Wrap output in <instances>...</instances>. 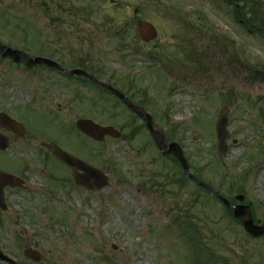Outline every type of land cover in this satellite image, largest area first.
Here are the masks:
<instances>
[{"label": "rangeland", "instance_id": "rangeland-1", "mask_svg": "<svg viewBox=\"0 0 264 264\" xmlns=\"http://www.w3.org/2000/svg\"><path fill=\"white\" fill-rule=\"evenodd\" d=\"M54 1H68L79 15L54 21L41 9L50 0L33 5L6 0L9 30L0 29L4 41L32 55L54 53L67 64L81 56L93 74L105 80L111 76V84L125 92L131 82L135 100L147 101L157 129L183 146L190 167L228 197L244 194L245 203L264 219V78L254 73V67L264 71V35L249 33L223 0H118V7L101 0ZM142 19L158 29L152 43L139 38ZM117 29L125 30L122 51ZM13 33L32 42L19 41ZM189 48L195 49V58ZM236 52L249 69L239 73L233 68ZM153 54L158 58L153 60ZM222 106L230 108L232 133L224 161L217 156L215 134ZM0 111L36 131L24 139L8 134L12 145L0 153L4 170H24L28 178L26 188L6 190L9 210L0 209V250L17 262L264 264V237L248 239L225 219L217 200L191 181L180 184L181 170L160 154L142 122L114 96L82 79L26 71L6 60L0 61ZM82 117L123 135L140 128L135 139L107 137L98 144L76 130ZM52 140L105 172L107 187L93 192L76 186L72 170L43 146ZM188 204L202 241L216 254L214 261L207 263L208 256L174 221ZM27 247L42 253L41 262L25 257Z\"/></svg>", "mask_w": 264, "mask_h": 264}, {"label": "water", "instance_id": "water-1", "mask_svg": "<svg viewBox=\"0 0 264 264\" xmlns=\"http://www.w3.org/2000/svg\"><path fill=\"white\" fill-rule=\"evenodd\" d=\"M139 29L142 40L145 41H151L157 36V29L154 25L147 21H142L139 23ZM0 53L2 54V57H11L15 62H24L26 63V66L32 67L36 65H48L56 70H61L68 75L72 76H84L88 80H92L97 85L104 87L105 89L109 90L110 92L117 95L123 102L126 103L127 106L136 114L141 116L146 126L148 127L152 137L155 140L157 148H160L162 153L166 156L172 155L176 160L180 163L181 168L184 169L185 173L189 178L194 180L200 188L207 190L212 195L216 196L218 199H220L226 206V208H233L234 209V217L236 219H241L244 224V229L251 234L253 237H260L264 235V223L261 224L260 222L258 224L255 223V219H253L252 215V208L250 205H244L243 203L237 204V206H234L230 200L225 198L220 192H218L216 189L210 187L207 183L203 182L200 178H197L194 174L191 172V168L188 164V161L186 157H184L183 148L176 142H169L166 138V136L161 132L159 129H157V126L154 124L153 116L149 113H146L141 107L138 105H134V103L121 91H119L114 86L108 85L104 82L98 81L94 76L89 75L86 71L82 69H75V70H67L59 63L53 61L50 58H45L41 56H36L35 58L32 56L27 55L21 50L18 49H12L6 45L0 44ZM219 115L217 118V125H216V134H217V145H218V156L221 160H224L226 153L229 149V144H227V140L231 138V133H229L227 127L229 125L228 118L230 115V110L228 107H222V109L219 111ZM0 126L5 128L6 130L13 131L14 133H17L16 135L24 137L27 133L25 132V127L23 124L16 122L15 120L11 119L7 114L4 113L0 114ZM76 127L78 130H80L82 133L86 134L89 138L93 140H97L99 142L105 141L106 136H110L112 138H120L121 132L114 128L113 126H102L98 123H96L94 120L85 119L82 118L77 121ZM9 137L3 135L0 133V149L1 150H7L9 147ZM46 148L53 152V154L69 165L71 168L74 169V180L75 184L81 187H86L91 190H100L107 186L108 182V176L105 175L104 172H102L98 168H94L91 165H89L87 162H83L79 160L74 155H71L70 153L61 150L59 146L56 143L46 144ZM81 171V172H80ZM24 181L12 174H8L0 169V208L3 210H7V204L6 200L4 198L5 195V189L9 186L12 187H20ZM238 199L241 201H244L243 195H238ZM24 254L27 258L31 259L32 261L40 262L42 259V254L33 248H26L24 250ZM0 260L5 261L9 264H22L17 262L16 260L10 258L8 255H6L4 252L0 251Z\"/></svg>", "mask_w": 264, "mask_h": 264}, {"label": "trees", "instance_id": "trees-1", "mask_svg": "<svg viewBox=\"0 0 264 264\" xmlns=\"http://www.w3.org/2000/svg\"><path fill=\"white\" fill-rule=\"evenodd\" d=\"M225 4L229 5L232 8V14L237 19L243 20L242 25H244L249 31L254 33H261L264 35V0H224ZM218 38L216 35H214ZM223 50H225L222 47ZM232 65L233 68L236 69L237 72H241L242 69H249L248 64L239 57V53L233 56ZM201 64L205 66V64L201 61ZM203 68H206L203 67ZM255 75H261L264 78V71L259 70L257 67H254ZM146 97V94H144ZM144 127V124H142ZM139 126L131 127V131L129 134L123 135L125 138L135 139L137 133L139 131ZM170 138V137H169ZM172 139V138H170ZM171 158V157H170ZM173 159V158H172ZM174 160V159H173ZM175 161V160H174ZM176 166L179 167L178 163L175 161ZM113 169V168H112ZM115 170V169H113ZM198 171V176L201 177V172ZM180 181V184L184 182V180H189L186 175L182 172V176L177 179ZM200 195H198L194 200H198ZM216 200V199H215ZM190 204L185 208H181L177 215L174 218V221L179 222L183 233H187L190 236V239L194 241L196 244V250L202 254H204L205 261H214L216 260V254L212 253L211 249L209 248L208 244L202 241V232L199 229L198 223L194 222L192 219L191 211H189ZM198 240V242L195 240ZM212 256V257H211ZM201 259V258H200Z\"/></svg>", "mask_w": 264, "mask_h": 264}, {"label": "flooded vegetation", "instance_id": "flooded-vegetation-1", "mask_svg": "<svg viewBox=\"0 0 264 264\" xmlns=\"http://www.w3.org/2000/svg\"><path fill=\"white\" fill-rule=\"evenodd\" d=\"M24 1V0H23ZM51 2H48V7H47V11L49 12V15H50V17L53 15V19H54V21H56V20H65V18H66V15L68 14V13H70V14H74L75 16H77V15H79L78 14V12H75V11H73V10H75L73 7H72V5H68V1H65V2H57V1H54V0H50ZM25 2H27V3H31L32 5H33V3H35V0H25ZM101 2L103 3V5H104V3H108L107 5H116V2L115 1H113V0H101ZM51 4V5H50ZM13 7V6H12ZM11 7V8H12ZM8 6H6V0H0V29H6V28H8V17H7V14H6V11L8 10ZM8 12V11H7ZM52 14V15H51ZM57 16H59V18L57 19ZM120 30L119 29H117L116 30V34L119 32ZM14 37H16L17 38V40H19V41H22V42H32V41H30V39H28L27 37L28 36H26V37H24V39H22V38H19L18 36H16V35H13ZM6 37L5 36H2V35H0V42L2 43V44H6V45H8L9 46V44H7L5 41H4V39H5ZM39 44V42H37V41H35L34 42V44ZM33 45V44H32ZM40 55H46V54H44V53H39ZM52 55V54H51ZM59 55V54H58ZM62 53H61V55H60V57L62 58ZM0 57H1V54H0ZM1 58H4V57H1ZM52 58L54 59V60H56V59H58V61L57 62H60L65 68H67V69H69V65H72L73 67L72 68H84V69H89L88 67H90V66H92L91 64L89 65L88 64V61L85 59H83L81 56H79V59L78 60H75L74 62H77V63H75V64H72V63H69V64H67L66 62H64V60H62V59H60L58 56H55L54 55V53H53V55H52ZM56 58V59H55ZM65 58H66V56H65ZM77 58V56L75 55L74 57H73V59H76ZM4 59H7V60H9V61H12L10 58H4ZM60 60V61H59ZM17 66H19V67H21L22 69H25L26 71H34V70H36V69H40L41 71H43V72H47L48 71V73H55V74H61V75H64V76H66V77H68V75H66L65 73H63V72H61V71H57V70H55V69H52V68H50L49 66H43V65H41V66H36V67H34V68H31V69H29L28 67H26L25 66V64H19V65H17ZM71 68V67H70ZM86 69V70H87ZM68 78H74V77H68ZM81 78V77H80ZM75 79H79V78H75ZM81 79H84V78H81ZM0 131H1V133H3L4 135H7V134H13L14 136H16L15 134L16 133H13V132H11V131H6L5 129H2V128H0ZM28 132H36V131H34L33 129H30V131L29 130H27V133ZM11 138V137H10ZM16 138H19V137H17L16 136ZM18 175L19 176H21L26 182H27V176L25 175V171H19L18 172ZM231 213H232V215H233V211L231 210ZM260 221V219H256V222H259ZM262 221H264V220H262ZM241 224L242 225H237L236 223H234V226H241L242 228H243V223H242V221H241ZM241 228V229H242ZM244 231V230H243ZM244 234L248 237V235L244 232ZM248 239H249V237H248Z\"/></svg>", "mask_w": 264, "mask_h": 264}]
</instances>
